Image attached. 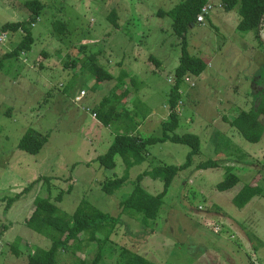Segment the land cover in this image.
<instances>
[{
	"label": "rangeland",
	"instance_id": "rangeland-1",
	"mask_svg": "<svg viewBox=\"0 0 264 264\" xmlns=\"http://www.w3.org/2000/svg\"><path fill=\"white\" fill-rule=\"evenodd\" d=\"M26 1L0 0V28L30 19ZM184 1L42 0L45 8L32 27L35 43L14 61L2 59L23 33H6V42H0V264H27L37 248L51 247L50 238L26 226L36 199L50 198L68 214L86 199L102 212L119 216L120 203L132 193L140 174L187 162L188 145L154 144L147 160L130 170L129 181L114 194L105 193L104 183L122 177L125 165L121 156L114 169L100 165L98 158L108 152L116 131L92 114L126 72L129 78L116 92L127 89L131 94L120 103L119 113L136 116L138 136L160 137L171 113L169 94L185 46L207 68L181 82L174 134L197 135L200 154L176 175L157 219L145 226L139 216L122 215L99 264H125L130 252L156 264H264V115L263 134L256 143L230 123L264 98V42L254 31L237 30L242 15L238 7H221L223 0H211L216 8L206 22L191 25L179 36L168 12ZM113 12L118 26L109 20ZM55 21L67 25L65 34L55 31ZM260 32L264 35V19ZM83 45L88 50H82ZM88 51L99 55L112 81L96 83L87 71ZM83 92L85 97L76 102ZM30 129L48 136L38 154L19 148ZM205 161L219 166L200 169ZM230 174L239 183L219 191L217 186ZM47 178L50 183L42 181ZM34 183L29 193L9 201ZM141 184L151 194L164 191V182L150 175ZM246 185L260 186L263 193L239 209L233 198ZM60 193L64 196L58 202ZM85 243L76 255L61 253L60 264H91L99 245Z\"/></svg>",
	"mask_w": 264,
	"mask_h": 264
},
{
	"label": "trees",
	"instance_id": "trees-1",
	"mask_svg": "<svg viewBox=\"0 0 264 264\" xmlns=\"http://www.w3.org/2000/svg\"><path fill=\"white\" fill-rule=\"evenodd\" d=\"M209 0H185L177 8L168 12L174 18V27L179 36H183L188 28L197 23L198 15L202 9L208 4ZM223 5L227 10H233L238 7L241 16L237 30L240 33L254 31L257 39H260L259 32L264 19V0H223ZM26 8L30 11V19L16 22H7L0 33L22 32L23 38L17 47L5 53L3 60L14 61L20 56L29 52L35 43L32 27L34 22L40 18L45 4L42 0H28L25 3ZM110 19L116 26V12L111 13ZM54 29L60 34H65L67 25L60 21H55ZM87 49L86 45L82 46V50ZM86 51V50H85ZM87 71L96 79V83L102 84L105 81H112L114 76L99 62L98 54H87ZM1 67V66H0ZM207 68V63L200 57H196L188 52L187 47L183 48L180 58V65L176 71V84L169 94V105L171 113L169 119L162 125V135L160 137L142 138L136 134L139 123L135 120L136 116H131L128 112L124 118L119 113L122 108V102L131 94L130 90H125L118 94L116 88H122L125 79L129 78V74L123 73L118 83L114 86L108 95L104 96L100 104L93 110V113L99 122L110 128L115 127L116 136L114 143L108 152L98 158L100 165L106 169H114L116 167V157L121 156L125 165V174L120 178L108 180L103 185V190L107 194H114L123 187L130 177V170L139 164L144 163L148 156V148L157 143H165L172 141L188 145L191 150L187 158V162L182 166L161 165L152 170L145 171L140 174L135 183L132 193L123 199L120 203L123 214L132 217H140L143 225L147 226L150 220L157 219L164 203V197L168 193L171 184L180 170L190 167L193 164L194 157L200 154L201 141L195 134L176 135L174 132L179 127V102L181 100L180 85L188 75L200 76ZM133 82L134 79H131ZM134 85H139L138 82ZM127 100V99H126ZM137 102V101H136ZM121 103V104H120ZM136 105V104H135ZM130 112V111H129ZM130 115V116H129ZM264 115V98L252 111H243L238 114L231 125L236 127L250 142H259L263 134V125L260 117ZM226 119V118H225ZM48 141V136H41L37 131L30 129L21 138L19 148L31 154H38ZM219 166L213 161H205L199 164L200 169L214 168ZM150 175L153 178H159L164 182V191L159 194H151L148 192L141 182L144 176ZM50 178L44 179L50 183ZM39 181V180H37ZM239 183V178L235 174H230L221 182L217 189L219 191H228ZM36 183L31 184L22 193L10 199L14 202L23 195L29 193ZM72 188L68 191L70 192ZM263 190L257 185H246L233 198V203L237 208H245L252 199L261 196ZM64 193H60L57 201L61 202ZM113 216L102 212L94 207L86 199L82 200L73 214L63 212L55 202L50 198L36 199L35 210L31 217L26 221V226L35 232L47 236L51 239L52 245L49 249L37 248L34 253L29 255L27 264H60L59 257L61 253L68 252L77 254L83 249L85 242L97 241L99 245L97 256L91 264H99L103 259L106 245L110 242V237L122 224V215ZM85 235L86 239L80 238ZM16 254L18 248L15 247ZM62 251V252H61ZM128 260L125 264H156L142 255L130 252ZM79 264H86L85 260H78Z\"/></svg>",
	"mask_w": 264,
	"mask_h": 264
},
{
	"label": "built area",
	"instance_id": "built-area-1",
	"mask_svg": "<svg viewBox=\"0 0 264 264\" xmlns=\"http://www.w3.org/2000/svg\"><path fill=\"white\" fill-rule=\"evenodd\" d=\"M216 4H213V3H208L203 9H202V12L198 15V18H197V23L198 24H204L206 22V19H207V16L209 15V13H211V11L213 9H215L216 7ZM7 40V34L6 33H3L0 35V42H6ZM81 95V96H80ZM78 96H76V102H80L81 99L83 97H85V93L83 92L82 94H80ZM95 116V115H94Z\"/></svg>",
	"mask_w": 264,
	"mask_h": 264
},
{
	"label": "crops",
	"instance_id": "crops-1",
	"mask_svg": "<svg viewBox=\"0 0 264 264\" xmlns=\"http://www.w3.org/2000/svg\"><path fill=\"white\" fill-rule=\"evenodd\" d=\"M208 3L216 4V3H214V2L211 1V0H209ZM221 3H222V2H221ZM221 3H220L221 7L224 6L223 3H222V4H221ZM213 10H214V9H213ZM213 10H212V11H213ZM212 11H211V12H212ZM237 26H238V25H237ZM260 36H261V38H260L259 40L262 41V42H264V35H263L262 32H260ZM241 43H242L243 45H246V44L244 43V39H243V38L241 39Z\"/></svg>",
	"mask_w": 264,
	"mask_h": 264
},
{
	"label": "clouds",
	"instance_id": "clouds-1",
	"mask_svg": "<svg viewBox=\"0 0 264 264\" xmlns=\"http://www.w3.org/2000/svg\"><path fill=\"white\" fill-rule=\"evenodd\" d=\"M198 24V23H197Z\"/></svg>",
	"mask_w": 264,
	"mask_h": 264
}]
</instances>
